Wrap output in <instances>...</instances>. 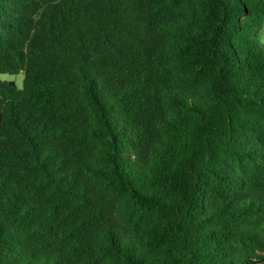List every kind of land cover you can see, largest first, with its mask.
Listing matches in <instances>:
<instances>
[{"label": "trees", "instance_id": "1", "mask_svg": "<svg viewBox=\"0 0 264 264\" xmlns=\"http://www.w3.org/2000/svg\"><path fill=\"white\" fill-rule=\"evenodd\" d=\"M264 0H0V264H264Z\"/></svg>", "mask_w": 264, "mask_h": 264}, {"label": "rangeland", "instance_id": "2", "mask_svg": "<svg viewBox=\"0 0 264 264\" xmlns=\"http://www.w3.org/2000/svg\"><path fill=\"white\" fill-rule=\"evenodd\" d=\"M262 42L264 43V38L262 39ZM24 73H18V74H1L0 78L3 81H8V82H14L19 88H23L24 85Z\"/></svg>", "mask_w": 264, "mask_h": 264}]
</instances>
